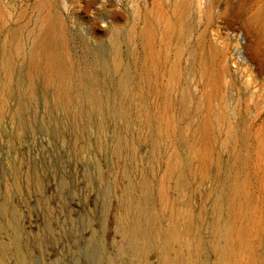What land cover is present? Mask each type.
I'll list each match as a JSON object with an SVG mask.
<instances>
[{"label": "rangeland", "instance_id": "obj_1", "mask_svg": "<svg viewBox=\"0 0 264 264\" xmlns=\"http://www.w3.org/2000/svg\"><path fill=\"white\" fill-rule=\"evenodd\" d=\"M128 201L264 264V0H0V264H161Z\"/></svg>", "mask_w": 264, "mask_h": 264}, {"label": "bare ground", "instance_id": "obj_2", "mask_svg": "<svg viewBox=\"0 0 264 264\" xmlns=\"http://www.w3.org/2000/svg\"><path fill=\"white\" fill-rule=\"evenodd\" d=\"M146 182H148V181H146ZM148 185H149V183H148ZM147 188H145V186L143 184L142 185V193H145V191L147 192V190H146ZM149 189H151V188H149ZM152 193H154V191ZM159 193L163 198L166 197V200H167V196H165V188L164 187L159 188ZM149 196H150V194H149ZM128 198L129 197H127V199ZM137 199H139V198H137ZM136 201H138V200H136ZM130 203H131V201L130 202L128 201L124 205V215H123L122 221L120 223V226L124 230L125 235H127L130 238V240L132 239L135 241L136 239H139V242H141V240L144 241V243L142 245H140L141 247L138 250V252L142 255L143 258L146 256V254L149 250V247L151 246V244L149 242L151 240H155V241H160L159 245H158L159 250L162 253H164L161 264H205L206 263L205 260H203L204 250H203L202 245L198 242H195V238L197 236V230H196L197 227H195L196 223L194 226L193 220L190 219L188 221V223L187 222L185 223V224H188V225H186V226H188L186 230H188L189 232H187L185 229H184L185 231L184 230L182 231L181 230L182 228L180 229L181 230L180 231L177 228V226L174 224L175 222H173V220H175L176 218L174 217L175 219H173L172 216H171V218L173 220L171 219V221L170 220L168 221L170 224L167 222L168 226L167 227L165 226L166 228L162 229V224H161L162 221L160 222V219L158 217L159 215L157 216V215L150 214V213H149L150 215L146 214V212H147L146 206L147 205L145 203L139 204L138 206L134 205V207H136L135 209L137 210L136 211L137 213L135 215L130 216L131 215L130 213L133 210L132 209L133 207L130 208L131 207ZM150 206L153 209V206L152 205H150ZM154 208H155V205H154ZM154 213H155V211H154ZM143 216L144 217L147 216V220H148L147 222H145L143 220ZM176 216H178V215H176ZM182 216H186V215H182ZM181 217H180V215L178 216V218H181ZM182 218H185V217H182ZM181 220H179V221L181 222ZM223 224L225 225V223H223ZM222 231H224L223 236L225 237V240H226V242L224 243L225 245L224 244H223L224 246L220 245L222 247H219L218 245H217V247H214L215 251L218 253L219 258H220V260L218 259L219 261H217V262H219V264H255V263H257L256 262L257 257L254 255V252H255L253 249L254 247L252 248L251 245H249L252 241L250 242V239L247 240L248 234L251 235L249 224L237 225L234 222V220H229L227 222V225L224 227V230H222ZM223 233H221V234H223ZM162 236H165L166 240H162L161 239ZM185 236L188 237L187 240H186ZM224 237H223V239H224ZM236 239H237V241H235ZM248 241H249V243H248ZM137 244H138V242H137ZM139 244H141V243H139ZM177 244L179 247L178 249H177V247H175V245L177 246ZM182 250H184V251L182 252ZM260 262H262V261L260 260Z\"/></svg>", "mask_w": 264, "mask_h": 264}]
</instances>
